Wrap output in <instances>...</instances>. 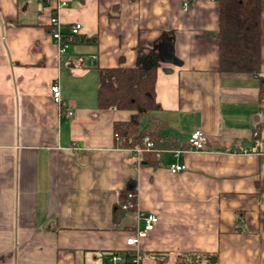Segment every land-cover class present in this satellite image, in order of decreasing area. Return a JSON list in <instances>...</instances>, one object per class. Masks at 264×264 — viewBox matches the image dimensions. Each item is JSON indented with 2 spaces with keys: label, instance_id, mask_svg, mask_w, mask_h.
<instances>
[{
  "label": "crops",
  "instance_id": "obj_1",
  "mask_svg": "<svg viewBox=\"0 0 264 264\" xmlns=\"http://www.w3.org/2000/svg\"><path fill=\"white\" fill-rule=\"evenodd\" d=\"M59 4L0 0V264H106L136 228L133 210L115 218L130 188L159 216L142 264H212L189 254L215 252L213 264H264V13L261 71L235 74L218 69L217 0ZM53 11L82 24L63 55ZM138 44L160 52L153 114L184 149L156 166L116 145L114 123L131 112L97 105V66L135 65ZM195 129L202 151L186 149ZM175 162L187 168L172 173Z\"/></svg>",
  "mask_w": 264,
  "mask_h": 264
},
{
  "label": "trees",
  "instance_id": "obj_2",
  "mask_svg": "<svg viewBox=\"0 0 264 264\" xmlns=\"http://www.w3.org/2000/svg\"><path fill=\"white\" fill-rule=\"evenodd\" d=\"M217 3L218 28L215 34L219 39V71L235 74L260 72L264 0H217ZM82 40L95 42L97 39L96 36H88ZM135 48L137 62L133 66H125L123 58L117 66H97V105L100 109L131 112L128 120L114 123L116 145L122 148L143 146V139L148 136L154 142L155 149L142 153V164L156 166L167 156L168 152L165 150H176L180 148V143L165 132L167 123L153 114L161 107L156 93L160 52L157 48L143 47L140 44ZM71 65L76 67L74 62ZM263 97L264 76L260 75L259 98ZM133 190L130 188L121 192L119 203L115 206V218L124 214L122 204L128 200L130 191L135 192ZM136 198L134 193V202ZM153 254L159 256L161 253ZM205 254L207 255L204 257L199 253L189 256L207 261L211 258L212 264L219 259V253Z\"/></svg>",
  "mask_w": 264,
  "mask_h": 264
},
{
  "label": "built area",
  "instance_id": "obj_3",
  "mask_svg": "<svg viewBox=\"0 0 264 264\" xmlns=\"http://www.w3.org/2000/svg\"><path fill=\"white\" fill-rule=\"evenodd\" d=\"M81 3L87 0H79ZM68 0H60L58 7L66 6ZM188 1L184 4V8L187 9ZM64 21L61 20L58 11H53L50 19V35L55 42L58 53L63 55L66 53L69 44H71L77 35H79L82 24L81 22H74L70 28H65ZM51 97L55 104L62 105L63 96L58 81L51 84L50 87ZM65 114L71 116L73 114L72 109H66ZM207 133L201 129H195L188 138L187 150L190 151H202L206 149ZM155 144L148 137L143 139V146L130 148L133 152V158L139 164H142V153L144 151H154ZM184 149L165 150L166 152H174V155H178L179 152ZM159 153L158 150H156ZM186 164L183 162L171 163L169 169L172 173H177L185 170ZM134 193H128V200L122 204V209L125 211L133 210L136 220V228L126 238V248L124 250L113 251L108 254L106 264H142V239L148 232L153 230L159 221V216L154 212H147L142 210L138 206L137 198L136 202L133 201Z\"/></svg>",
  "mask_w": 264,
  "mask_h": 264
},
{
  "label": "rangeland",
  "instance_id": "obj_4",
  "mask_svg": "<svg viewBox=\"0 0 264 264\" xmlns=\"http://www.w3.org/2000/svg\"><path fill=\"white\" fill-rule=\"evenodd\" d=\"M70 45V44H69ZM72 46V45H71ZM69 47V46H68ZM68 49V48H67Z\"/></svg>",
  "mask_w": 264,
  "mask_h": 264
}]
</instances>
